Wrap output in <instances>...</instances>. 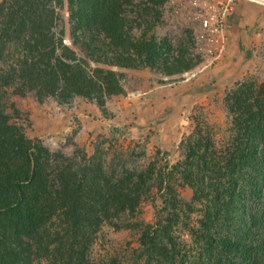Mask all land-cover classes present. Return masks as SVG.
Here are the masks:
<instances>
[{
	"label": "trees",
	"instance_id": "1",
	"mask_svg": "<svg viewBox=\"0 0 264 264\" xmlns=\"http://www.w3.org/2000/svg\"><path fill=\"white\" fill-rule=\"evenodd\" d=\"M164 1H0V264H32L34 257L95 264L89 249L107 223L138 234L135 258L143 264H264V81H242L227 91L229 131L220 145L206 118L194 112L180 158L162 166L129 167L139 155L112 146L107 153L97 145L89 157L78 149L72 156L52 152L12 121L20 115L13 106V117L7 113V92H33L41 103L82 99L107 115V101L124 94L126 80L111 67L162 62L168 77L193 68L197 57L181 54L171 62L166 41L134 35L137 23L154 26ZM64 9L70 45L58 23ZM184 187L192 190L188 202L179 195ZM150 198L154 223L132 222ZM196 203L201 220L198 228L187 225L190 243H184L173 230Z\"/></svg>",
	"mask_w": 264,
	"mask_h": 264
},
{
	"label": "rangeland",
	"instance_id": "2",
	"mask_svg": "<svg viewBox=\"0 0 264 264\" xmlns=\"http://www.w3.org/2000/svg\"><path fill=\"white\" fill-rule=\"evenodd\" d=\"M132 3L138 5L140 0H132ZM130 10L136 11L134 7ZM156 11L159 17L154 21V26L147 28L137 23L133 25L134 35L139 37L145 34L146 39L154 38L157 43L166 41L169 48L164 50V55L171 62L181 54L197 57V64L190 69L195 70L205 59L201 55L205 42H197L193 38V30L198 27L188 15L185 0H166ZM61 14L63 18L58 23L64 28V43L70 45L67 10H62ZM128 14L129 18L135 17V13ZM240 26L243 28V23ZM244 31V38L234 42V54H224L211 67L189 79L184 74L190 70L173 77L165 76L159 68L162 62L158 66L140 69L111 67L124 72L126 80L122 85L124 94L107 101V115H102L95 105L82 99H75L69 105H58L52 99L41 103L33 92H7L4 101L7 113L14 115L10 109L13 106L20 115L12 118V121L21 124L29 138L39 139L52 152L60 150L66 156H72L78 149L89 157L94 154L97 145L107 153L112 146L116 151H133L139 155L136 161L128 163L129 167L136 165L137 168H144L152 161L158 166L173 164L180 158L178 146L181 139L194 128V121L190 120L194 112H201L206 118L213 127L217 145H220L229 131L224 105L227 91L242 81L254 80L258 84L264 81V25ZM236 43L239 48H236ZM70 47L76 49L75 46ZM228 50L229 44L226 52ZM216 66L217 72L214 73ZM221 75L224 78L222 81L212 78L208 88H203L210 77ZM205 94L206 100L203 101L201 98ZM141 151L144 152L142 157L139 154ZM179 195L188 202L192 198V190L184 187L179 189ZM154 201L157 207L161 206L159 199ZM152 202L150 198L142 203L131 221L138 225L153 224L155 209ZM195 207V211L188 214L189 218L181 214L173 230L174 237L184 243H190L187 225L198 228L201 220L199 209L202 206L196 203ZM137 239L138 234L132 229L104 224L91 244L89 258L95 264H143L142 260L135 258ZM32 262L53 264L49 258L34 257Z\"/></svg>",
	"mask_w": 264,
	"mask_h": 264
},
{
	"label": "built area",
	"instance_id": "3",
	"mask_svg": "<svg viewBox=\"0 0 264 264\" xmlns=\"http://www.w3.org/2000/svg\"><path fill=\"white\" fill-rule=\"evenodd\" d=\"M188 15L197 23L193 27V38L204 41L202 57L205 58L199 67L184 74L187 79L194 77L203 69L211 67L226 52L227 35L225 25L230 19L237 3L244 2L264 9V0H185Z\"/></svg>",
	"mask_w": 264,
	"mask_h": 264
},
{
	"label": "crops",
	"instance_id": "4",
	"mask_svg": "<svg viewBox=\"0 0 264 264\" xmlns=\"http://www.w3.org/2000/svg\"><path fill=\"white\" fill-rule=\"evenodd\" d=\"M264 9H261L260 7H257L255 5L249 4V3H244V2H239L236 4L233 13L228 19L226 25H225V31H226V39H227V44H226V50H227V45L229 44V50L228 52H225L226 55L229 54L232 55L234 54V42H238L239 39L244 38L245 36V29L250 30L251 27L256 26V25H264ZM240 23H243V28H241ZM246 25V26H245ZM247 37V35H246ZM236 48H239L238 43H236ZM223 59V58H222ZM214 73L217 72V66L213 69ZM213 79L219 78L220 81H222L224 78L222 75L220 77L214 76L210 77V81L206 80L204 82L203 88H208L209 83H211ZM207 83V84H205ZM206 91V90H204ZM210 91V89H209ZM206 94L205 97L203 96L201 100L205 101L206 100Z\"/></svg>",
	"mask_w": 264,
	"mask_h": 264
}]
</instances>
